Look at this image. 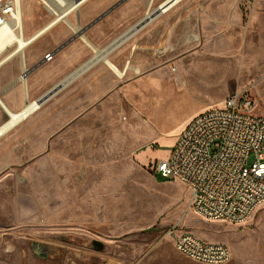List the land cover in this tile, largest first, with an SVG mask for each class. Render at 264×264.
Listing matches in <instances>:
<instances>
[{"label":"rangeland","instance_id":"374dc122","mask_svg":"<svg viewBox=\"0 0 264 264\" xmlns=\"http://www.w3.org/2000/svg\"><path fill=\"white\" fill-rule=\"evenodd\" d=\"M108 1L83 5L81 34L61 24L14 60L55 50L43 69L70 76L95 56L83 37L106 47L89 30ZM194 1L193 28L179 27L168 44L136 54L139 75L119 77L104 63L117 77L92 96L82 83L107 72L96 65L0 137V264H200L166 237L174 225L228 246V264H264V208L242 224L205 221L191 210L185 184L151 170L193 118L234 91L248 90L264 114V0ZM22 11L27 39L49 21L38 0H23ZM10 62L1 70L21 71ZM20 81L25 86L27 77ZM31 242L59 255L38 258Z\"/></svg>","mask_w":264,"mask_h":264},{"label":"built area","instance_id":"2783aa9c","mask_svg":"<svg viewBox=\"0 0 264 264\" xmlns=\"http://www.w3.org/2000/svg\"><path fill=\"white\" fill-rule=\"evenodd\" d=\"M86 0H38L49 17L44 29L57 24L77 27L70 17ZM176 0H170L175 2ZM166 6V5H165ZM23 0H0V31L23 33ZM54 54L45 56L50 62ZM28 70L22 76H27ZM248 90L236 91L220 107L208 109L181 131L165 159L152 165L153 175L185 184L190 208L209 222L242 224L264 208V114ZM166 237L176 251L200 264H228L231 251L174 225Z\"/></svg>","mask_w":264,"mask_h":264},{"label":"crops","instance_id":"0c3cea01","mask_svg":"<svg viewBox=\"0 0 264 264\" xmlns=\"http://www.w3.org/2000/svg\"><path fill=\"white\" fill-rule=\"evenodd\" d=\"M121 1L123 0H109L108 2H106L110 4L109 7L106 8L105 10L100 9L96 13L95 17L92 18V20L96 21L100 16H102L108 10L119 4ZM169 1L170 0H126L123 3H121L118 7H116L112 12L106 15L103 19H101L95 25H93L89 30L90 34L93 37H95V39H99V40L104 39L106 41V47L102 48V50H100L101 48L98 49L96 47L98 50L105 51L108 47L116 44L106 51L109 56V54H111L113 51L117 50L118 48L117 51H115L110 55V59L107 56V62L101 60L94 66L105 63L108 66L113 65L120 72L124 73L125 74L124 77L126 76V73L128 74L131 71L139 75L138 72L141 73V69H144V67L141 65L133 64L132 61L136 54L149 53L148 49L154 47L156 43H161V45L168 44L170 36H172L174 32H177V29L179 27L185 29H192L194 26V13L196 11V8H194L193 6L195 1L176 0L173 3L170 2V4H166L169 3ZM202 2H203L202 0L197 1L198 4H201ZM82 7L80 8L79 13L73 14L70 17V22L73 25H77L81 27V25L83 24V20L81 17ZM155 11L157 12L151 16V14ZM149 16L151 17L143 24L142 27L133 30L137 25H139ZM72 17H74L73 18L74 20H72ZM45 25H43L42 28H44ZM60 25L61 24H57L55 25V27L53 26L54 28L50 29L49 32L53 29L58 28ZM65 26L68 29L74 30L76 33L79 34L82 33V29L79 28L72 29V27H69L67 25ZM38 32H36L34 35L31 36L32 40L34 39L36 40L39 38V37L38 38L35 37V35ZM85 39L86 40L84 41L87 44L88 43L91 44V42L86 37ZM125 46H130V47L128 51L129 53L128 58H126L125 61L123 62L119 59V56L123 53V49ZM50 53L54 54V58L52 60L53 62L55 58L59 56V54H57L55 50L43 55L41 59L28 57V62L25 63V66L28 67L25 71L23 70L24 62H22L21 60L19 61L18 64V62L16 61L17 59L10 62L11 65L9 68H15L16 70L18 68H21L20 69L21 71L14 72L13 70H7L6 68L1 70L3 66L0 68V99L3 102L5 101V104L9 109L13 110L14 112H20L24 110L28 102H36L37 100L41 99L45 94H47L49 91H51L54 87L59 86V91H61L63 88L71 84L77 78L76 79L74 78L73 80L70 81L68 79H71L73 75H75V72L77 70L87 66V64L90 63L91 60L95 57L94 56L85 65L75 70L70 76L68 75L67 77H65V76H61V73L60 74L58 73L59 75L58 74L56 75L52 72H48L43 69L45 68V66L48 65V63L44 62V58L46 55ZM37 65H39L37 67L38 70L37 68L34 69V67H36ZM108 66L106 65L104 66V68L107 71L105 72L106 76L98 72L95 75L89 77L88 80L82 83L83 85L89 86L91 88L92 96L99 94L100 92H102V90L108 89L109 86L108 80L112 79L116 74L112 70L115 73L114 74L109 69ZM27 70H28L26 76L27 83L24 86L21 83L20 79L23 80L22 75ZM36 70L38 71V73ZM67 80L68 82L66 84H63ZM52 83L54 84L50 86ZM59 91H57V93ZM73 93L76 92L73 91ZM232 94H229V96ZM4 113L5 112L0 105V127L4 123L2 122L4 118L3 115ZM44 123L45 120H43L42 124Z\"/></svg>","mask_w":264,"mask_h":264},{"label":"bare ground","instance_id":"6f19581e","mask_svg":"<svg viewBox=\"0 0 264 264\" xmlns=\"http://www.w3.org/2000/svg\"><path fill=\"white\" fill-rule=\"evenodd\" d=\"M89 0H86L84 2V4L86 2H88ZM82 7V6H81ZM22 26L23 29H25L24 26V16H23V11H22ZM55 27V26H54ZM52 27V28H54ZM50 28V29H52ZM81 29L80 26L77 27H72V29ZM50 29H44L42 28L36 35L35 37H39L38 39H34L32 40L31 37L30 38H25V34H24V30L22 34H18L16 32L13 31V29L7 28V29H3L2 31H0V57L6 53L12 46L15 45V48L9 52L2 60H0V68L2 66H4L7 62L9 61H13L17 55H22L23 56V52L24 50L33 43H36L37 41H39L45 34H47L49 32ZM84 40L85 37H84ZM91 48L95 51V57L91 60L90 63L87 64V66H85L82 69H79L75 72V75H73V77L70 80H73L74 78H78L80 77L84 72H86L88 69H90L91 67H93L95 64H97L98 62H100L101 60L106 61L107 62V56L108 53L106 52L109 48H111L112 46L116 45H112L110 47H108L105 51H100L97 48H95L94 46H92L90 43H88ZM120 44V43H119ZM118 47V46H117ZM116 47V48H117ZM115 48V49H116ZM114 50V49H113ZM105 52V53H104ZM18 58V57H17ZM24 62V66H23V70L25 71L27 69V67L25 66V63L27 62L25 57L22 58ZM109 67L116 73V75H118L119 77H124V73L120 72L118 69H116L113 65H109ZM23 80L25 78V76H22ZM67 81H65L63 84H66ZM57 91H59V86L55 87L51 93L49 94V96H51L49 99H51L54 95H56ZM0 105L2 107V109L5 111V113L8 115L9 117V121L2 125L0 127V137H2L3 135H5L12 126H14L15 123H17L19 120H21L23 117H25L27 114H29L32 110H34L35 108H38L36 106V103H27L26 107L24 108V110L20 111V112H14L13 110L9 109L6 104L5 101H1L0 99Z\"/></svg>","mask_w":264,"mask_h":264},{"label":"water","instance_id":"95a60500","mask_svg":"<svg viewBox=\"0 0 264 264\" xmlns=\"http://www.w3.org/2000/svg\"><path fill=\"white\" fill-rule=\"evenodd\" d=\"M80 0H77V2H79ZM124 1L126 0H123L121 1L119 4H117L116 6H114L113 8H111L110 10H108L106 13H104L102 16H100L96 21H94L90 27H92L93 25H95L98 21H100L101 19H103L106 15H108L110 12H112L116 7H118L121 3H123ZM157 11L153 12L151 14V16L153 14H155ZM147 17L144 21H142L139 25H137L133 30H136L140 27L143 26V24L151 17ZM89 27V28H90ZM85 32V31H84ZM83 32V33H84ZM77 37H80V35H76L75 37H73L72 39H70L69 41H67L62 47H66L68 44H70L73 40H75ZM55 88V87H54ZM53 88V89H54ZM52 89V90H53ZM51 90V91H52ZM51 91H49L47 94H45L41 99L37 100L35 103H36V106L37 107H40L42 106L45 102H47L49 100V98L51 96H49V94L51 93ZM30 247L33 251V253L38 257V258H41V259H47L48 257H50L51 255L52 256H58L59 255V250L56 249L55 247H52V246H48L46 244H42V243H37V242H31L30 243Z\"/></svg>","mask_w":264,"mask_h":264}]
</instances>
